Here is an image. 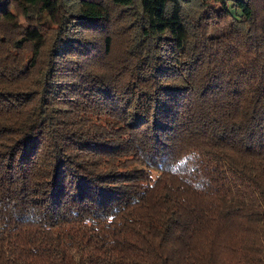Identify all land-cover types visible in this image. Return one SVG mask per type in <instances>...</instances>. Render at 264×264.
<instances>
[{
    "label": "trees",
    "instance_id": "trees-1",
    "mask_svg": "<svg viewBox=\"0 0 264 264\" xmlns=\"http://www.w3.org/2000/svg\"><path fill=\"white\" fill-rule=\"evenodd\" d=\"M0 264H264V0H0Z\"/></svg>",
    "mask_w": 264,
    "mask_h": 264
},
{
    "label": "rangeland",
    "instance_id": "rangeland-1",
    "mask_svg": "<svg viewBox=\"0 0 264 264\" xmlns=\"http://www.w3.org/2000/svg\"><path fill=\"white\" fill-rule=\"evenodd\" d=\"M120 46H118V48H119Z\"/></svg>",
    "mask_w": 264,
    "mask_h": 264
}]
</instances>
